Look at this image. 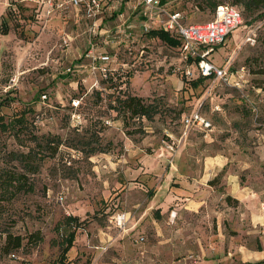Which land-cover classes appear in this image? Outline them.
Here are the masks:
<instances>
[{
  "label": "rangeland",
  "instance_id": "1",
  "mask_svg": "<svg viewBox=\"0 0 264 264\" xmlns=\"http://www.w3.org/2000/svg\"><path fill=\"white\" fill-rule=\"evenodd\" d=\"M19 1L0 0V116L7 123L0 129V158L10 149L24 150L29 130L71 142L72 111L81 117L75 133L85 137L95 133L97 140L92 138L102 150L84 155L85 148L78 151L60 144L52 157L41 160L36 173L27 174L32 191L18 192L2 204V227L22 240L17 249L6 253L0 249V264H166L158 260L152 232L147 226L141 227L140 221L145 220L138 215L154 211L157 196L161 199L178 189L170 171L198 173L205 161L214 167L221 165L214 176L206 179L212 189L208 201L211 208L226 213L256 210L261 214L264 91L257 84L264 85V73L252 71L260 66L264 17L248 23L250 16L236 7L241 24L208 55L214 65L227 67L224 81L194 80L197 75L193 67L192 77L185 78V64L179 59L177 46L149 37L139 27L132 31L129 49L114 42L105 48L112 56L110 65L116 68L117 80H99V88H88V80H80L85 76L83 71L64 72L82 57L85 20L71 11L53 13L46 20L33 15L30 20V12L24 8L12 11ZM114 1L126 13V24L139 21L137 11L126 8L133 0ZM20 3L31 12L34 9L28 0ZM162 4L168 11H178L183 23H201L211 15L207 10H198L193 0H162ZM222 4L233 6L224 0ZM114 18L113 14H104L103 26L109 27ZM3 20L7 24L5 34L1 33ZM64 36L68 37L67 44L61 42ZM117 91L157 97L158 113L150 120L134 117L122 121L108 107ZM76 97L78 103L72 106L70 101ZM191 112L208 121V129L201 130L194 124L185 128L181 119ZM21 114L27 128L16 140L9 123ZM225 173L245 187V206L224 200ZM118 211L127 213L122 229L109 221ZM262 228L264 231V227L252 228L244 222L237 232L231 224L224 225L221 234L212 233L208 264H264ZM70 230L74 233L72 247L59 258L60 241ZM197 230L203 231V226ZM34 232L40 239L26 240ZM238 244L251 256L236 250ZM183 253L174 254L167 264L181 258L186 263L179 264H196L201 257L200 251H193L191 256Z\"/></svg>",
  "mask_w": 264,
  "mask_h": 264
},
{
  "label": "built area",
  "instance_id": "2",
  "mask_svg": "<svg viewBox=\"0 0 264 264\" xmlns=\"http://www.w3.org/2000/svg\"><path fill=\"white\" fill-rule=\"evenodd\" d=\"M32 3L34 10L38 13L39 19L46 20L53 13L63 15L65 12H73V15L80 14L85 20L86 47L82 57L67 66L64 72H84L85 76L80 80H88V88H99V80L113 82L116 79V68L111 66L112 56H109L105 48L110 42L118 45L122 43L125 49L132 41L133 33L126 27L127 16L120 11L114 0H28ZM126 3V2H124ZM137 11L140 16V32L147 33L150 29H160L167 32L178 41L177 50L179 59L184 62L183 75L190 78L193 75L206 77L207 79L226 80L227 67L216 66L209 59L208 55L215 46L223 43L225 37L232 30L241 24L240 11L229 5H217L211 12L210 18L201 23H183L178 11H168L160 0H133V4L126 7ZM113 14V23L109 27L103 26V15ZM248 41H252L249 37ZM62 44L68 43V37L61 38ZM129 42V43H128ZM116 53V52H115ZM141 53V51H139ZM191 67H193L191 69ZM41 94L40 98L44 99ZM80 98V97H79ZM72 106L78 103L77 97L71 99ZM71 126H79L80 115L72 111L69 114ZM182 124L185 128L192 124L201 130L209 127L197 112H191L183 116ZM127 213L124 211L115 212L109 217L112 226L117 229L124 228ZM141 240L142 237H138Z\"/></svg>",
  "mask_w": 264,
  "mask_h": 264
},
{
  "label": "trees",
  "instance_id": "3",
  "mask_svg": "<svg viewBox=\"0 0 264 264\" xmlns=\"http://www.w3.org/2000/svg\"><path fill=\"white\" fill-rule=\"evenodd\" d=\"M162 2V0H160ZM233 7H238L242 11L245 16H250L248 19V23H251L255 19H260L264 17V0H224ZM17 2V6L11 7L12 11L17 10V7L20 9H25L31 16L30 20H32L33 15L34 18H39L38 13L32 9H29L22 3ZM223 3V0H193V5L200 11L207 10L208 12H212L213 9ZM32 5V4H31ZM223 5V4H222ZM225 5V4H224ZM33 6V5H32ZM33 8V7H32ZM239 10V9H238ZM11 11V12H12ZM9 13V9L6 11ZM254 13L253 16H251ZM241 14V13H240ZM30 22L29 20H27ZM4 28L2 29V34L6 33V21L3 20L2 23ZM147 35L149 37H155L162 41L164 44L169 46H177L178 41L171 37L167 32L162 31L160 29H150L147 31ZM259 44L261 46V53L259 56L258 66L254 69V73H264V33L262 37L259 39ZM185 77V76H184ZM186 78V77H185ZM206 77L197 76L194 80H206ZM261 90L264 91V85L257 84ZM97 95V92H93ZM108 107L115 112L116 116H119L122 121H125L127 118H144L146 120H150L155 114L158 113V102L157 97H139L136 95H132L126 92H118L113 95L112 104H109ZM263 110H264V97H263ZM23 115H19L10 122V126L12 127V135L17 140L19 135L24 132L23 128L25 125L22 123L21 119ZM124 124V123H123ZM7 123L2 121V117L0 116V129L6 128ZM79 126H72V134L70 141L62 140L58 135L54 134H40L37 135L32 131H27L26 141L27 144L23 145L20 141L19 145L24 146V150H13L10 149L5 151L0 158V238L1 244L0 249L3 253H6L10 250L19 248L21 244L22 237L20 235L12 234L8 228L2 227L1 216H2V207L3 203L11 200L14 195L18 192H30L32 191V182L28 180L27 174H34L37 172L40 162L45 157H52L56 152L57 148L60 144L67 146L72 149H77L78 151H82L83 154L88 155L94 153V151H100L101 148L96 147L97 136H80L78 133H75L76 128ZM26 132V131H25ZM210 182V181H209ZM224 200L236 202V200L231 199L228 195L224 196ZM73 231H68L60 241L58 257H64L66 250L71 246L73 241ZM40 236L37 232L30 233L27 236L26 240H39ZM264 262V260L262 261Z\"/></svg>",
  "mask_w": 264,
  "mask_h": 264
},
{
  "label": "crops",
  "instance_id": "4",
  "mask_svg": "<svg viewBox=\"0 0 264 264\" xmlns=\"http://www.w3.org/2000/svg\"><path fill=\"white\" fill-rule=\"evenodd\" d=\"M140 21V17L138 22H133L131 20V22L126 24L127 29L133 31L139 28ZM139 51L141 50H138V53ZM220 168L221 165L219 167H214L211 162L205 161L202 165L200 164L198 173L188 174L182 171H170V178L174 176L173 178L178 182V189L175 190L176 192L169 191L166 196L159 199L157 190L154 193L157 196V201L154 203V211H150V213L143 212L138 215L139 219L143 218L142 220H145H139L140 225H142L141 227L147 226L152 232L155 241L154 248L158 249V260L162 259L163 262L160 260L162 263L167 264L172 256H175L174 254L178 252H184V256L187 254L191 256L193 251H200L199 255L201 257H199L196 264H208L212 258V253L209 251L213 248L211 242L212 233L213 235H215V233L221 234L224 225L231 224L235 231H237L239 226L244 222L247 226L249 225V227L252 228L256 225L264 227V209L260 214L256 210L244 212L232 211L226 213V211H215L211 208L208 201L209 198L212 197V189L209 184H206V179L209 178V176H214ZM223 184H225L226 188L224 196L228 195L231 199L236 200L238 202L237 205H244L242 193L245 187L240 186L233 177L228 179L226 173L224 174ZM244 193L246 194V192ZM249 198L250 197L247 196V199ZM169 202L172 204V206L170 205L171 207L169 206L170 210L167 208ZM237 205L234 206L235 209ZM168 211L170 212L168 213ZM201 225L203 226V231H198L197 229H200ZM211 227L213 228L212 231ZM260 232H264L263 228L260 229ZM99 233L102 235L103 232L100 230ZM100 235L97 236L103 239ZM216 244L215 250L217 249ZM71 247L72 246L66 250L65 254H67V251H69ZM236 250L240 253L243 251L247 256H251V253L248 252L242 244H238ZM226 254L228 255L229 253L226 252ZM222 256L224 258L226 257L225 254H222ZM221 258L220 255L218 258L217 254V259L220 260ZM180 261L186 263L185 259L181 258L176 262H171V264H179Z\"/></svg>",
  "mask_w": 264,
  "mask_h": 264
}]
</instances>
